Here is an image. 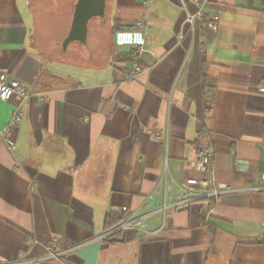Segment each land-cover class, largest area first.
Instances as JSON below:
<instances>
[{
	"label": "crops",
	"instance_id": "0c3cea01",
	"mask_svg": "<svg viewBox=\"0 0 264 264\" xmlns=\"http://www.w3.org/2000/svg\"><path fill=\"white\" fill-rule=\"evenodd\" d=\"M105 2L63 49L77 0H0V73L28 94L0 103L1 127L22 117L14 151L0 138V264H264V0H208L212 28L188 21L197 0ZM126 27L141 51L115 46ZM194 43L202 121L186 95ZM204 150L209 191L187 184ZM108 213L122 219L109 239Z\"/></svg>",
	"mask_w": 264,
	"mask_h": 264
},
{
	"label": "built area",
	"instance_id": "2783aa9c",
	"mask_svg": "<svg viewBox=\"0 0 264 264\" xmlns=\"http://www.w3.org/2000/svg\"><path fill=\"white\" fill-rule=\"evenodd\" d=\"M208 0H197L199 10L198 12L190 16L188 18V21L190 23H193L194 20H201L205 23V25L208 28H212L215 25V22L217 21V17L215 15L209 16L207 19H203V8L204 5L207 3ZM140 27V24L137 25ZM114 44L115 46L119 48H132L136 49L138 51H141L144 47V35L140 29L137 27H132L130 29H122L118 30L114 33L113 36ZM125 69L128 70L127 73V79L134 81L136 80L139 75H140V70L137 66V62L134 59L133 61L127 63L125 65ZM14 94L20 96L22 100L27 99L28 94L26 93L23 85L15 80V79H10L7 77V75L0 73V103H4L8 101ZM22 121V117L19 113H14L10 117L9 124L1 127L0 126V138L4 141H7L10 144L11 149L14 151L15 146L12 145V143L9 141V132H10V127L13 124H18ZM199 166L201 170L203 171V179L200 180L199 182L195 180H190L187 181V184L190 186H196L198 189H202L205 191H209L213 186H214V178L212 175V154L208 150H204L203 154L201 156ZM262 179L264 180V175L262 176ZM213 195H217L216 190H212L211 192ZM209 196L208 194H204L203 197ZM124 211V209H123ZM203 213H206L207 215H210L212 213V208L209 206L205 208ZM262 236L264 237V227L262 231Z\"/></svg>",
	"mask_w": 264,
	"mask_h": 264
},
{
	"label": "trees",
	"instance_id": "16d2710c",
	"mask_svg": "<svg viewBox=\"0 0 264 264\" xmlns=\"http://www.w3.org/2000/svg\"><path fill=\"white\" fill-rule=\"evenodd\" d=\"M132 27H126L130 29ZM122 30L117 28L116 31ZM115 31V32H116ZM193 52L187 67V89L186 95L192 100L197 109V116L200 121L204 118L208 109L206 108V92L211 87L207 77L204 74L205 71V57L203 53L199 52L195 43L193 45ZM122 60L131 61L136 57V53L133 50L121 54ZM122 223V219L115 213H108L104 217L103 230L109 235L106 237L115 238L117 236L116 228ZM112 243H115L112 241Z\"/></svg>",
	"mask_w": 264,
	"mask_h": 264
},
{
	"label": "water",
	"instance_id": "95a60500",
	"mask_svg": "<svg viewBox=\"0 0 264 264\" xmlns=\"http://www.w3.org/2000/svg\"><path fill=\"white\" fill-rule=\"evenodd\" d=\"M105 6V0H77L72 27L63 41L62 48L65 49L73 40L84 43L89 19L92 17H102Z\"/></svg>",
	"mask_w": 264,
	"mask_h": 264
},
{
	"label": "rangeland",
	"instance_id": "374dc122",
	"mask_svg": "<svg viewBox=\"0 0 264 264\" xmlns=\"http://www.w3.org/2000/svg\"><path fill=\"white\" fill-rule=\"evenodd\" d=\"M57 50H58V51H56L55 53H56V55L60 56L61 51H60V49H58V47H57Z\"/></svg>",
	"mask_w": 264,
	"mask_h": 264
}]
</instances>
